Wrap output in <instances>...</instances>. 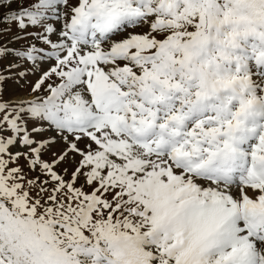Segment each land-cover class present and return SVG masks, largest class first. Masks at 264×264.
<instances>
[{
    "label": "snow or ice",
    "instance_id": "1",
    "mask_svg": "<svg viewBox=\"0 0 264 264\" xmlns=\"http://www.w3.org/2000/svg\"><path fill=\"white\" fill-rule=\"evenodd\" d=\"M0 264H264V0H0Z\"/></svg>",
    "mask_w": 264,
    "mask_h": 264
},
{
    "label": "rangeland",
    "instance_id": "2",
    "mask_svg": "<svg viewBox=\"0 0 264 264\" xmlns=\"http://www.w3.org/2000/svg\"><path fill=\"white\" fill-rule=\"evenodd\" d=\"M16 7H18V4L14 3L12 5V8L15 9ZM6 87H7L9 94H18V89L16 88V86L12 82H8Z\"/></svg>",
    "mask_w": 264,
    "mask_h": 264
}]
</instances>
